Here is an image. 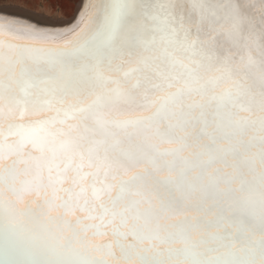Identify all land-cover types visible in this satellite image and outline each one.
<instances>
[{"label":"snow or ice","instance_id":"6c2138e0","mask_svg":"<svg viewBox=\"0 0 264 264\" xmlns=\"http://www.w3.org/2000/svg\"><path fill=\"white\" fill-rule=\"evenodd\" d=\"M68 3L0 0V264H264V0Z\"/></svg>","mask_w":264,"mask_h":264},{"label":"rangeland","instance_id":"374dc122","mask_svg":"<svg viewBox=\"0 0 264 264\" xmlns=\"http://www.w3.org/2000/svg\"><path fill=\"white\" fill-rule=\"evenodd\" d=\"M83 3V0H69V3L67 5V10L65 11V14L63 17H47V16H39L36 17L34 20L35 21H39L40 23L43 24H47V25H51V26H55V27H60V28H65L69 25H73L75 23V19L78 16V11L79 8L81 6V4ZM36 11H43L46 12L48 14H52L50 9H38ZM69 11L71 12V14L77 12L75 15H73V17L71 18H67L66 16H68ZM56 22V23H55ZM70 26V27H71Z\"/></svg>","mask_w":264,"mask_h":264},{"label":"bare ground","instance_id":"6f19581e","mask_svg":"<svg viewBox=\"0 0 264 264\" xmlns=\"http://www.w3.org/2000/svg\"><path fill=\"white\" fill-rule=\"evenodd\" d=\"M82 5V4H81ZM38 10V9H37ZM79 12V11H78ZM77 12H75L74 14L72 13L71 14V12L69 11V13H68V16H66L68 19L69 18H71V17H73V15H75ZM33 22H36L35 20L33 21ZM56 23V22H55ZM41 24V26H46V27H55V26H51V25H47V24H43V23H40ZM70 26L71 25H69V26H67V27H65V28H63V29H66V28H70ZM60 28V27H59Z\"/></svg>","mask_w":264,"mask_h":264}]
</instances>
